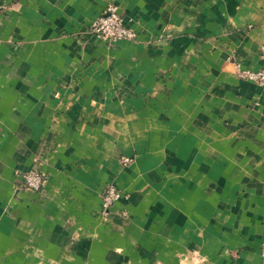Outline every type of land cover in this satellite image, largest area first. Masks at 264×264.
Segmentation results:
<instances>
[{
	"label": "crops",
	"instance_id": "obj_1",
	"mask_svg": "<svg viewBox=\"0 0 264 264\" xmlns=\"http://www.w3.org/2000/svg\"><path fill=\"white\" fill-rule=\"evenodd\" d=\"M110 1L134 40L91 32ZM239 68L264 70V0H0V264H264V86Z\"/></svg>",
	"mask_w": 264,
	"mask_h": 264
},
{
	"label": "built area",
	"instance_id": "obj_2",
	"mask_svg": "<svg viewBox=\"0 0 264 264\" xmlns=\"http://www.w3.org/2000/svg\"><path fill=\"white\" fill-rule=\"evenodd\" d=\"M91 32L107 43L115 44L125 40H134L136 32L131 27L116 4L110 3L102 15L91 24ZM238 74L243 79H251L264 86V70L239 68ZM25 184L35 190H40L45 184V176L36 170L25 174Z\"/></svg>",
	"mask_w": 264,
	"mask_h": 264
},
{
	"label": "rangeland",
	"instance_id": "obj_3",
	"mask_svg": "<svg viewBox=\"0 0 264 264\" xmlns=\"http://www.w3.org/2000/svg\"><path fill=\"white\" fill-rule=\"evenodd\" d=\"M110 3H114L116 4L115 2L113 1H110L108 3V5ZM107 5V6H108ZM116 6L118 7V9L120 10L119 6L116 4ZM107 8V7H106ZM124 15V14H123ZM125 17V15H124ZM126 18V17H125ZM127 20V18H126ZM128 24L131 22V20H127ZM131 27H133L131 24H129ZM135 30V29H134ZM136 32V30H135ZM98 37V36H97ZM99 38V37H98ZM101 39V38H100ZM103 40V39H102ZM121 43V42H120ZM109 46H114L116 45L115 44H111V43H107ZM238 66V65H237ZM135 158L136 156L135 155H125V154H122L119 161H120V164L123 165V166H128L130 164H132L134 161H135ZM31 170H36V171H39L41 172L39 169H37L35 166L30 168V169H27V170H20L17 172V176H22L23 178V186L25 188H30L28 187L26 184H25V174ZM44 176H45V183L47 182V176L41 172ZM45 185V184H44ZM43 185V186H44ZM32 189V188H31ZM35 190V189H34ZM41 190V189H40ZM129 194L125 191V189L119 185L115 180H112V181H109L107 182L103 188H102V192H101V214L104 218H108L110 216V214L112 212L115 211V207H116V204L124 197V196H128ZM121 211V210H120ZM122 214L124 215L125 213L123 211H121ZM260 258L261 260L264 262V239L262 240L261 242V246H260Z\"/></svg>",
	"mask_w": 264,
	"mask_h": 264
}]
</instances>
